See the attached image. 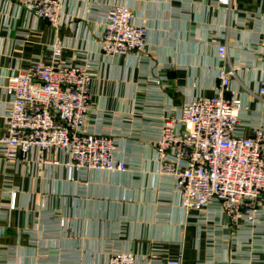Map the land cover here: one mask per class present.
Masks as SVG:
<instances>
[{
	"label": "crops",
	"instance_id": "0c3cea01",
	"mask_svg": "<svg viewBox=\"0 0 264 264\" xmlns=\"http://www.w3.org/2000/svg\"><path fill=\"white\" fill-rule=\"evenodd\" d=\"M60 1L63 24L55 30L17 0H0V138L7 77L37 60L49 63L60 41L64 60L85 65L78 55L92 67L89 129L115 139L116 159L127 169L69 170L60 152L42 167L0 156V264H107L116 253L135 254L142 263L157 253L160 260L182 254V264H264V221L231 226L218 205L188 213L156 153L164 116L215 95L224 64L220 46H227L235 68L231 88L250 108L241 114L244 133L264 129V102L257 97L264 0ZM117 4L130 7L146 28L145 52L111 57L101 51L107 13Z\"/></svg>",
	"mask_w": 264,
	"mask_h": 264
},
{
	"label": "built area",
	"instance_id": "2783aa9c",
	"mask_svg": "<svg viewBox=\"0 0 264 264\" xmlns=\"http://www.w3.org/2000/svg\"><path fill=\"white\" fill-rule=\"evenodd\" d=\"M17 2L55 30L63 24L60 0ZM146 36L135 12L117 4L107 13L100 48L111 57L140 54L147 49ZM63 51L58 41L51 47L49 63L37 60L29 69L7 77L3 88L9 103L0 156L8 161H35L42 167L53 163L51 153L60 152L67 157L69 170L125 171L126 164L116 159L115 139L89 129L92 67L78 55L74 58L85 65L64 60ZM219 57L224 64L215 95L186 103L179 116L163 117L156 144L158 163L161 173L173 179L188 213L208 212L218 205L231 226H257L264 221V129L255 127L249 136L244 133L241 114L250 108L231 88L235 68L227 46L219 47ZM257 97L264 102V78ZM15 201L12 193V209ZM158 255L152 253L142 263L135 254L116 253L107 264H182V254L163 260Z\"/></svg>",
	"mask_w": 264,
	"mask_h": 264
}]
</instances>
